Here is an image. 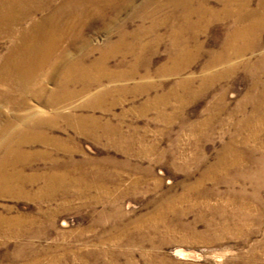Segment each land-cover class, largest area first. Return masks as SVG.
I'll list each match as a JSON object with an SVG mask.
<instances>
[{
    "label": "rangeland",
    "instance_id": "rangeland-1",
    "mask_svg": "<svg viewBox=\"0 0 264 264\" xmlns=\"http://www.w3.org/2000/svg\"><path fill=\"white\" fill-rule=\"evenodd\" d=\"M0 2V264H264V0H104L82 24L67 16L78 34L58 78L102 82L66 84L54 107L33 90L47 100L58 80L2 84L31 24ZM40 116L37 143H18Z\"/></svg>",
    "mask_w": 264,
    "mask_h": 264
},
{
    "label": "bare ground",
    "instance_id": "bare-ground-1",
    "mask_svg": "<svg viewBox=\"0 0 264 264\" xmlns=\"http://www.w3.org/2000/svg\"><path fill=\"white\" fill-rule=\"evenodd\" d=\"M13 1L16 2V8H19L17 9L20 14L19 20L17 19L18 22L22 24L24 23V21H30L31 25L28 26V22L26 24L27 26H23L17 33H15L19 43L15 45V48L12 50L9 60H7L5 64L8 70V78L1 80L2 84L7 85L6 89L9 90L7 92L28 93L30 88L29 84L32 82L33 78H35L36 74L41 75L40 78L44 76L45 79L49 81L58 80L57 85L59 89H56V92L51 93L49 97L46 98L47 100L43 99V95L47 90L44 85H40L39 88L35 91L33 90V94L37 96V98L42 99L46 102V104L54 107L59 104L62 99L70 96L66 84L80 81L83 82V86L85 89H90L92 86L102 82L101 77L91 78L89 80L87 76H83L84 74L77 75V71L75 69H71L67 73H63L62 78H58V69L65 61L63 55L65 53V48L62 45L66 40V32L70 36H72V39L78 34L77 26H72L71 24V26L62 27L60 25V21L68 16L70 20H77L80 24H82L87 21L89 17H91L92 13L94 14L93 11H89V6L94 8L95 6L103 3L104 0H63L64 4L67 6L65 10H60V8L57 6L58 0ZM3 3L5 6L9 5L7 1H3L2 4ZM49 9L52 10L49 16L46 15L39 18L38 15L40 12ZM48 20L52 22V25H46V21ZM256 26L257 24L253 23L244 27H237L236 32H234L233 35V41H236L234 39H238L240 37H246L250 31L256 28ZM68 28L74 29L66 30ZM124 41L125 39L123 38L121 42ZM84 42L86 44V38H84ZM238 54H241V52H238ZM48 65L50 66L49 70L46 68ZM61 80L64 82V85H62ZM260 99L264 100V97ZM263 111V105L259 107L257 106L254 110V114H260L261 117H263ZM33 114L34 115L32 116L34 117L38 116V114H35V112ZM49 121V118L47 119L44 116H40L34 121L35 127L25 125V127H23L20 131V135L16 134L15 138L18 139V143H20L21 145H23L24 143H37V138L35 140H32L33 138H30L31 133H34L35 131L40 132L41 126L47 125ZM237 164L238 162H234L232 165L236 166Z\"/></svg>",
    "mask_w": 264,
    "mask_h": 264
}]
</instances>
